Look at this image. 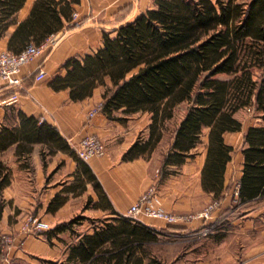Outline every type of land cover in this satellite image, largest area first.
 <instances>
[{"label":"trees","instance_id":"obj_1","mask_svg":"<svg viewBox=\"0 0 264 264\" xmlns=\"http://www.w3.org/2000/svg\"><path fill=\"white\" fill-rule=\"evenodd\" d=\"M0 2L1 19H6L24 0ZM78 2L35 0L11 41L15 37L23 41L18 51L28 42L39 45L62 30L64 20H72V5ZM102 39L97 51L68 58L63 64L66 74H57L50 82L52 86L69 88L70 97L83 99L103 85L101 109L118 120L127 118L115 114L119 109L126 115L149 112L147 137L128 148L126 159L149 154L161 141L173 108L186 103L185 115L172 130L163 165L183 163L186 157L198 154L202 145L206 151L202 186L221 198L233 148L223 135L241 128L234 113L244 105H253L264 119V0H153L131 20L111 31L104 30ZM245 136L248 146L244 148L238 204L264 198V125L249 127ZM7 177L5 171L0 189ZM84 218L74 216L44 233L50 240L62 231L75 232V223ZM91 220L94 234H84L73 243L69 257L120 253L117 264H122L121 253H128L125 264H142L141 257L130 253L152 251L151 246L162 234L117 212ZM4 248L0 231V262ZM149 264L164 263L152 256Z\"/></svg>","mask_w":264,"mask_h":264},{"label":"crops","instance_id":"obj_2","mask_svg":"<svg viewBox=\"0 0 264 264\" xmlns=\"http://www.w3.org/2000/svg\"><path fill=\"white\" fill-rule=\"evenodd\" d=\"M34 1L24 0L6 19H1L3 12L0 10V51H18L22 47L23 41L15 37L12 42V35L19 23L31 13ZM152 2L79 0L72 5L78 13L79 24L70 25L68 20H64L53 48L41 51L39 56L22 66V87H9L0 78V180L8 171L7 182L0 189V225L4 231L14 234L7 249L8 255L14 259L13 264H117V254L120 253L69 257L70 247L82 235L94 234L91 219L106 218L116 212L127 216L130 205L151 185L156 188L165 210L178 214L191 211L187 162L198 161L197 174L201 178L206 156L203 147L195 157H186L179 165H163L166 151L161 159L154 157L159 143L149 154L126 159L124 153L128 148L147 137L151 114L142 111L126 115L119 109L115 114L127 118L118 120L100 108L89 116L90 110L103 102V85L95 87L83 99H73L69 88H55L50 83L57 74H66L63 64L68 58L97 51L103 44L104 30L111 31L131 20ZM40 66L45 69V74L37 79ZM16 91L19 94L17 101L11 104L2 102ZM243 108L255 111L253 105L238 109L234 116L241 122V128L223 135L233 148L226 163L225 187L221 194H227L228 184L233 181L236 199L245 166L244 148L248 146L245 134L251 126L264 125V119L256 111V118L238 116ZM143 115H148V119L139 128L132 119ZM142 133L144 135L140 136ZM86 134H95L104 140L105 152L82 162L74 148ZM196 188L215 198L212 192L203 188L201 180ZM260 201L264 202V198L251 199L241 205ZM257 211L254 206H246L237 213V221L241 219V222L252 225ZM26 213L37 216L45 224L44 231L77 215L85 218L75 223V232L62 231L48 240L45 233L37 235L19 231V223L14 220ZM135 219L162 231L159 242L155 243L159 251L130 253L141 257L142 264H149L152 256L164 264L194 263L193 246L180 242L192 226L199 225L197 221L168 223L162 218L147 216ZM255 233L264 234V229H252V235ZM162 245L172 248L164 250L160 248ZM261 247L259 241L253 240L247 244V252L256 256ZM121 254L122 264H125L128 253Z\"/></svg>","mask_w":264,"mask_h":264},{"label":"rangeland","instance_id":"obj_3","mask_svg":"<svg viewBox=\"0 0 264 264\" xmlns=\"http://www.w3.org/2000/svg\"><path fill=\"white\" fill-rule=\"evenodd\" d=\"M219 77L227 78V76L224 75H219ZM186 107V103L176 105L173 108V116L165 121L161 136L162 139L159 142L154 154V157L156 159H161L164 152L169 148L172 140V130L179 124L180 119L185 115ZM238 116L242 118L245 116L249 118H256L254 110L250 111L244 108L239 110ZM147 117L148 115L138 116L132 119V122L134 124H137L139 128H141L145 124V121H147ZM144 133H142L140 136L144 135ZM229 139L230 136L228 137V140ZM201 149L202 145L197 149V151ZM187 163L191 211L185 213L184 215L191 214V219H188V221H197L199 225L192 226V229L188 231V234L181 237L182 241L180 243L185 244L186 246H193L194 263H192L191 261H187L186 263L264 264V234L259 233V235H257L255 233L254 235H252V229H257L259 231L264 229V202H253L245 205L238 204V201L233 194L234 183L233 181H231L228 184L225 192L227 194L222 195L220 203V198H213V196L209 197L208 195H205L204 192L196 188L197 186H200V177L197 174L198 170L196 166L198 164V161L192 160L188 161ZM216 200L218 201V203L215 207H213V210L211 213H209V215L199 216L200 212H202L205 207L214 203ZM246 206H254L258 210L256 213V217L253 218L252 225H247V223L241 222V219L237 221L236 218L237 213L246 208ZM30 215L33 214L26 213L23 216L15 218L14 221H18L19 223L18 229L20 232H22L20 229L21 224L24 221L28 220ZM0 230L2 235L8 238L7 241L3 242L5 244V248L4 253L1 257V261H14V259L11 258L7 252V249L12 244V238L14 234L12 232L4 231L1 228V225ZM253 240L259 241L262 244L261 252L256 256H252L247 252V244L252 243ZM167 245H162L160 248H164V250L166 248H172ZM151 249L152 251H159V246L153 244L151 246Z\"/></svg>","mask_w":264,"mask_h":264},{"label":"built area","instance_id":"obj_4","mask_svg":"<svg viewBox=\"0 0 264 264\" xmlns=\"http://www.w3.org/2000/svg\"><path fill=\"white\" fill-rule=\"evenodd\" d=\"M78 13L73 12L72 20L69 22L70 25L79 24ZM60 36L57 33H53L48 36L45 41L39 45L28 42L23 49L18 52L12 50H3L0 51V78L3 79L9 87H22L23 78L20 76L22 66L39 56V53L45 49H52L53 46L57 43ZM38 73L36 75L37 79L44 76L45 69L43 67L38 68ZM18 92H14L11 96L5 98L2 102L5 104H11L18 100ZM101 103L97 107L93 108L89 112V116H92L98 109L101 108ZM74 151L78 157L84 162L89 160L92 157H98L103 155L105 152V142L100 137L95 134H86L80 141L77 146H75ZM218 201L208 205L207 207L200 212L199 216L209 215L212 212L213 207L217 205ZM127 216H132L137 218L139 216H150L154 218H162L168 223H174L177 221H188L191 219V214L184 215L178 213H171L164 209L160 196L156 193V188L151 185L148 187L140 196L139 199L133 202L129 209L127 210ZM45 224L34 215H30L28 220L24 221L20 229L24 233H32L41 235L44 231ZM3 242L7 241L8 238L2 235ZM1 264H13V261H1Z\"/></svg>","mask_w":264,"mask_h":264}]
</instances>
